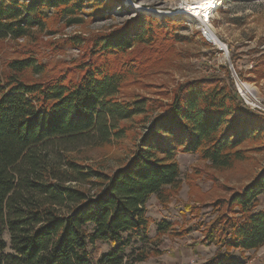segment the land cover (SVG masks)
<instances>
[{
  "label": "trees",
  "instance_id": "16d2710c",
  "mask_svg": "<svg viewBox=\"0 0 264 264\" xmlns=\"http://www.w3.org/2000/svg\"><path fill=\"white\" fill-rule=\"evenodd\" d=\"M113 4L0 0V40L23 39L31 29L43 28L46 11L80 25L84 8L92 7L98 17ZM154 23L140 15L111 40L99 38L100 47L116 54L145 37L153 40ZM9 68L12 73L0 79V264L144 263L150 251L127 249L135 239L148 238L151 197L166 207L179 191V153L198 154L213 168L231 169L248 150H264V118L246 110L233 81L221 86L209 76L180 86L170 104H159L166 114L152 118L158 107L149 99L118 97L124 71L81 66L74 82H27L25 71L45 73L35 58L15 60ZM135 122L138 130L148 123L151 128L135 132L119 167L110 171L87 164V150L122 145ZM263 194L264 170L243 191L218 203L223 221L211 224L201 242L217 251L204 264H244L234 258L236 251L243 255L264 247V211H256ZM171 226L160 223L158 234ZM98 244L109 250L100 252Z\"/></svg>",
  "mask_w": 264,
  "mask_h": 264
},
{
  "label": "rangeland",
  "instance_id": "374dc122",
  "mask_svg": "<svg viewBox=\"0 0 264 264\" xmlns=\"http://www.w3.org/2000/svg\"><path fill=\"white\" fill-rule=\"evenodd\" d=\"M185 1L115 0L111 9L98 17L92 13V7L84 8L79 15L83 20L80 25L68 24V19L57 11H46L43 28L31 29L23 39L0 40V79L5 80L12 73L11 62L28 57L42 64L45 73L40 76L27 70L22 74L27 82L52 78L74 82L82 75L81 66L124 71L126 81L118 97L149 99L150 106L158 107L152 114L155 118L166 114L165 107L161 109L159 104H170L180 86L215 76L221 86L233 81L235 94L246 110L259 112L264 118V0H223L209 23L222 46L202 38L200 18L179 13ZM151 9L165 13L157 15ZM140 15L156 20L153 40L145 37L143 42H135L131 49L116 54L101 49L99 38L111 40L113 34ZM129 36L133 38L134 34ZM136 123L134 133L130 132L131 137L122 145L87 150V164H98L110 171L119 167L133 147L135 132L146 133L151 128L148 123L140 126L139 132ZM246 156L231 169H217L198 154L179 153V191L171 196L166 207L155 196L151 197L147 203L148 238L135 239L127 252L139 248L150 251L149 259L141 264L209 261L217 247L201 242L211 224L223 221L224 213L218 203L243 191L264 170V150H248ZM256 211H264V194ZM164 222L172 226L168 232L158 234L159 224ZM98 250L107 252L109 247L98 244ZM234 258L244 264H264V247L243 255L236 251Z\"/></svg>",
  "mask_w": 264,
  "mask_h": 264
},
{
  "label": "bare ground",
  "instance_id": "6f19581e",
  "mask_svg": "<svg viewBox=\"0 0 264 264\" xmlns=\"http://www.w3.org/2000/svg\"><path fill=\"white\" fill-rule=\"evenodd\" d=\"M222 5L223 0H186L179 13L189 16L193 15L200 18L203 22L207 19L210 21L214 11L222 7ZM151 10L157 15H162L165 13L164 11H161L159 9ZM214 41L216 45L222 46L216 37L214 38Z\"/></svg>",
  "mask_w": 264,
  "mask_h": 264
},
{
  "label": "built area",
  "instance_id": "2783aa9c",
  "mask_svg": "<svg viewBox=\"0 0 264 264\" xmlns=\"http://www.w3.org/2000/svg\"><path fill=\"white\" fill-rule=\"evenodd\" d=\"M199 20L201 21V19H199ZM201 23L203 24V27L201 28L203 38L206 39L208 42H214L215 43V41H214L215 36H214V34L210 28V24H209L210 21L207 19V20H204V22L201 21Z\"/></svg>",
  "mask_w": 264,
  "mask_h": 264
}]
</instances>
